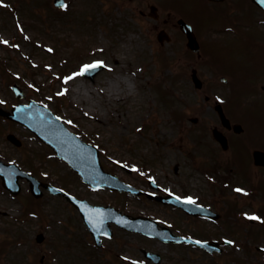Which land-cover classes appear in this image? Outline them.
I'll use <instances>...</instances> for the list:
<instances>
[{"label": "rangeland", "instance_id": "obj_1", "mask_svg": "<svg viewBox=\"0 0 264 264\" xmlns=\"http://www.w3.org/2000/svg\"><path fill=\"white\" fill-rule=\"evenodd\" d=\"M152 1L162 16L169 13L171 19L176 15L175 5L193 22L214 21L213 25L199 27L202 41L221 36L220 31H216V27L223 24H217L221 8L208 10L197 4V0ZM27 3L22 0L21 9L0 7V107L15 103L11 83H19L26 94L24 102L32 98L49 106L73 131L99 146L102 163L108 170L136 187L149 188L148 181L152 179L165 191L209 193L211 183L222 185L217 178L226 175L232 184L222 194L225 198H218L216 207L223 213L221 222L226 221L232 230L187 218L183 220L177 211L133 195H115L107 190L93 192L79 182H70L69 176L67 186H72V190L92 203H109L132 215L151 216L160 224L183 227L185 232L195 236L227 237L235 241L236 247L230 250V258L224 255L218 262L213 260L218 255H209L198 248L170 245L113 227L112 239H103V247L97 249L84 241L87 231L79 214L64 199L45 194L39 203L44 223L36 218L19 221L16 216H20L23 204L0 185V243L6 242L4 250H0V264H131L130 259L146 260L140 248L160 253V264L264 263V258L247 257L242 253V245H262L261 236L253 239L251 232L264 224V215H255L256 209L264 204L263 189L259 186L256 198L249 197L248 193L253 186L259 188L256 185L261 184L258 179H264V173L256 172L252 158H246L244 150L249 157L254 146L264 147V139L258 138L257 133L264 130L262 54L258 51L252 55L251 49L243 52L245 49L237 46L242 44L232 43L220 48L214 57L223 71L238 76L235 82L239 94L243 89L241 85L255 78H258V88L253 89L255 93L248 94L240 106L231 99L228 103L231 107L226 106L233 111L231 119L244 126L242 134L233 133L228 137L233 147L242 149L240 158H227L230 165L221 172L203 175L194 169L192 159L203 160L205 152L208 154L206 145L215 149L211 127L218 126L219 121L213 111V101L216 96L222 101L231 96L230 84L219 80L220 76L228 75L216 71L208 61L209 48L203 46V58L197 61L183 48L184 38L171 29L172 24L166 27L172 41L160 45L155 37L156 30L151 28L161 22L140 13L148 9L142 0H66L68 10L65 13H58L61 11L57 9L51 12L39 3ZM193 8L196 12L191 11ZM44 11L50 14L46 16ZM229 13L235 14V9ZM245 30L264 38V24L254 25L255 31L250 26ZM231 36L227 34L224 38ZM75 53H79L81 59H77ZM93 60L103 65L93 77L78 74L64 79L68 74L80 73L82 62ZM192 67L197 68L204 82L201 90L192 86L189 75ZM208 94L212 99L205 102ZM250 97L253 98L250 100ZM247 99L252 106H247ZM190 117L198 121L192 122ZM238 117L246 118V123L239 122ZM8 132L21 139V146L15 147L6 138ZM195 136L203 139L200 147L197 146L200 139ZM0 158L59 187L67 179L64 175H70L68 167L57 162L51 150L23 126L2 117ZM120 164L127 165L132 172L126 173ZM36 205L33 206L35 210ZM248 216L258 217L255 221L259 224L253 226ZM41 230L45 238L39 244L34 238ZM232 258L236 262H232Z\"/></svg>", "mask_w": 264, "mask_h": 264}, {"label": "water", "instance_id": "obj_2", "mask_svg": "<svg viewBox=\"0 0 264 264\" xmlns=\"http://www.w3.org/2000/svg\"><path fill=\"white\" fill-rule=\"evenodd\" d=\"M33 111H34V112H33L34 115L37 114L38 112H39L40 114H43L42 111H40V108H38V109H34ZM29 122H30L31 125L35 126V125H34V122H33L32 120H30ZM222 141L225 142L224 139H223ZM55 146H56V145H55ZM56 147H57V149H58V151H59L58 146H56ZM73 161H75V159L72 158L71 162H73ZM73 163H76V162H73ZM99 213H100V212H99ZM103 214H104V215H107V212H103ZM151 224H152V223H151ZM152 225H153V224H152ZM131 227H132V228H136V229H138V230H139V229L144 230L145 232H147V233H149V234L151 233V234H153V235H157L158 237L165 238L164 236H166V235H164V233H163L162 231L159 232V231H157L155 228H152V227H151V228L146 227V229L143 228V227H141L140 225H139V226H138V225H131Z\"/></svg>", "mask_w": 264, "mask_h": 264}, {"label": "snow or ice", "instance_id": "obj_3", "mask_svg": "<svg viewBox=\"0 0 264 264\" xmlns=\"http://www.w3.org/2000/svg\"><path fill=\"white\" fill-rule=\"evenodd\" d=\"M61 6L62 7H67V5H64L63 3H61ZM103 65H102V62H96V63H93V64H91V65H85L84 67H83V69H82V71L80 72V73H78L79 75H83L84 74V72H86V71H88L89 69H94V68H99V67H102ZM69 79H71V77L69 78ZM133 170H135V169H133ZM236 191H241L240 189H236ZM245 194H247V193H245ZM177 199H179V198H177ZM186 203H195V201H193L192 199H188V200H186L185 201ZM248 219H252V220H256V219H259L258 217H256V216H248L247 217ZM197 243H199V242H197ZM228 243H231V241H228Z\"/></svg>", "mask_w": 264, "mask_h": 264}, {"label": "bare ground", "instance_id": "obj_4", "mask_svg": "<svg viewBox=\"0 0 264 264\" xmlns=\"http://www.w3.org/2000/svg\"><path fill=\"white\" fill-rule=\"evenodd\" d=\"M112 94H114V93L112 92ZM112 94H110L109 96H112Z\"/></svg>", "mask_w": 264, "mask_h": 264}]
</instances>
